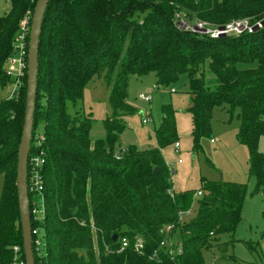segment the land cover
Wrapping results in <instances>:
<instances>
[{"label":"trees","instance_id":"16d2710c","mask_svg":"<svg viewBox=\"0 0 264 264\" xmlns=\"http://www.w3.org/2000/svg\"><path fill=\"white\" fill-rule=\"evenodd\" d=\"M36 1L10 0L0 16V85H13L5 63L14 52L20 22L32 16ZM176 17L217 30L264 20V0L49 1L40 37L28 162L35 264H205L204 250L214 245L226 250L229 242L219 237L234 233L247 186L202 178L197 212L190 220L182 219L180 212L189 210L192 192H173L162 154L177 139L170 104L162 106L156 147L131 145L114 152L126 128L124 116L135 112L127 100L131 75L154 72L157 86L187 76L195 149L211 134L215 107L238 110L237 140L248 148L256 190L264 188V153L258 148L264 135V28L218 39L179 30ZM247 62L257 64L240 66ZM96 77H103L109 88L111 112L102 120L104 135L93 139L94 118L79 111L71 114L67 104L76 106L86 84ZM26 85L25 72L18 94L0 104V264H12L16 255L25 260L16 169ZM34 157L43 160L38 165L40 191L31 188ZM122 238L128 241L123 249ZM164 241L171 244L161 245Z\"/></svg>","mask_w":264,"mask_h":264},{"label":"rangeland","instance_id":"374dc122","mask_svg":"<svg viewBox=\"0 0 264 264\" xmlns=\"http://www.w3.org/2000/svg\"><path fill=\"white\" fill-rule=\"evenodd\" d=\"M10 7V0H0V16ZM174 25L179 30L191 31L200 36L206 33L199 28L201 22H190L186 18L177 17ZM259 22V23H257ZM248 30L239 28V32L220 33L216 38L225 39L235 34L258 33L264 28V20L251 22ZM238 30V29H237ZM212 36V35H210ZM215 37V36H212ZM256 62L242 63V68L255 67ZM5 70L14 78L19 73L16 57H10L5 63ZM11 83L0 85V104L11 94ZM174 90V92L172 91ZM187 76L167 86H157L154 72L144 76L131 75L128 83V103L135 112L124 116L125 130L114 145V152L131 145L138 149H148L158 145L155 128L162 120V106L170 104L175 110L177 139L179 149L174 143L162 149L165 164L170 173L173 192L178 194L192 192L189 210L183 213L184 221L192 219L198 209L201 196L197 191L202 187V178L212 182H238L247 186L241 218L233 234L223 233L220 242H229L222 252L217 246L203 251L205 264H264V188L256 190L257 183L249 174L248 148L237 140L239 120L238 110L229 111L228 106L215 107L211 119V134L200 139V147L194 148L192 135L194 123L189 111L192 101L188 93ZM151 96V101L142 99L140 95ZM109 88L103 77H96L86 84L83 98L73 106L68 102L67 109L71 114L77 111L91 114L94 125L91 131L93 139L104 135L102 120L111 112L108 102ZM211 139L214 142H211ZM259 150L264 153V135L259 139ZM181 160V161H179ZM4 178L0 175V197ZM176 239V237H175ZM222 247V248H223Z\"/></svg>","mask_w":264,"mask_h":264},{"label":"water","instance_id":"95a60500","mask_svg":"<svg viewBox=\"0 0 264 264\" xmlns=\"http://www.w3.org/2000/svg\"><path fill=\"white\" fill-rule=\"evenodd\" d=\"M50 0H37L31 17L28 56H27V85L24 123L17 153L16 186L20 222L23 236V249L26 264H35L33 250V230L28 189V162L33 140L36 97L39 74V47L44 15ZM155 171H160L159 167ZM116 241L118 235L115 234Z\"/></svg>","mask_w":264,"mask_h":264},{"label":"built area","instance_id":"2783aa9c","mask_svg":"<svg viewBox=\"0 0 264 264\" xmlns=\"http://www.w3.org/2000/svg\"><path fill=\"white\" fill-rule=\"evenodd\" d=\"M31 17L32 16L30 14H27L21 20L20 28H19V31H18L16 38H15L14 52L10 56V57H16L17 56V61H18V66H19V73L13 79L14 80L13 81V89H12L10 95H17L18 94V90H19V87L21 84V78L25 74L26 69H27L28 41H29L28 38H29ZM257 23H259V22H257ZM199 26H200L199 28L202 30V32L204 31L205 33H209L212 36H218L220 33L228 34L230 31H234V30L239 32V28L243 29V30L246 29L248 31L251 29V28L249 29V27H251V25L249 24V21H246V20L228 24L226 27H224L222 29H217V30L207 29L206 27H204L203 24L199 25ZM6 73L11 75L8 71H6ZM172 91L174 92V90H172ZM140 97L142 99H145L146 101H151V99H152L151 96H145L143 94H141ZM211 141L213 142L214 140L211 139ZM174 148H175V150L179 149V143L178 142L174 143ZM179 161H181V160H179ZM30 162H31V176H30L31 188L40 191V190H42V177L39 173L38 165L41 162H43V160H40L39 157H34V158H31ZM197 193H198V195L202 194L201 191H198ZM183 213L184 212H180L181 217L183 216ZM33 232H36V231H33ZM121 244H122L121 249L125 248L128 245L127 239L122 238ZM170 244H171L170 242L164 241V242H162L161 245H170ZM140 247H142V243H141V240H138L136 248H140ZM13 249L16 253H18L19 246L16 245L13 247ZM170 250H172V249H170ZM12 264H26V262L23 259H19L16 255L15 260Z\"/></svg>","mask_w":264,"mask_h":264},{"label":"crops","instance_id":"0c3cea01","mask_svg":"<svg viewBox=\"0 0 264 264\" xmlns=\"http://www.w3.org/2000/svg\"><path fill=\"white\" fill-rule=\"evenodd\" d=\"M212 142V141H211ZM214 142V141H213Z\"/></svg>","mask_w":264,"mask_h":264}]
</instances>
